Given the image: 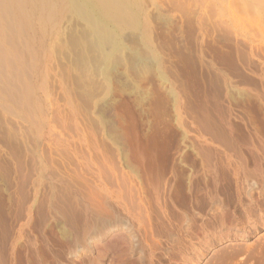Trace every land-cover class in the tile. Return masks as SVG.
Returning <instances> with one entry per match:
<instances>
[{
    "label": "bare ground",
    "instance_id": "1",
    "mask_svg": "<svg viewBox=\"0 0 264 264\" xmlns=\"http://www.w3.org/2000/svg\"><path fill=\"white\" fill-rule=\"evenodd\" d=\"M173 2L185 5L201 27L207 24L222 34L231 56L250 77L246 91L264 101V0ZM149 3L155 6L156 0ZM65 22H72L82 38L73 35L77 39L70 37L72 42H88L102 63L121 49L124 34L150 49L146 0H0V140L6 146L0 159L7 163L4 198L11 219L8 223L0 199V264L39 262L46 228L52 225L60 234L64 231L62 240L71 247L91 240L88 264H133L134 247L150 262L152 216L169 219L170 190L186 200L182 181L173 185L151 172L142 184L125 170L110 145L96 142L94 133L82 127L72 90L64 81L68 76L53 64ZM212 70L227 87L228 74ZM224 113L229 128V114ZM239 150L238 159L226 158L225 163L234 166L232 178L241 189L263 177V159L257 158L253 141L241 143ZM137 162L146 167L143 159ZM194 178L186 175V183ZM187 190L190 193V185ZM257 204L258 220L248 208L242 210L244 220L220 205L210 223L188 229V241L177 249L174 264H200L204 253L223 242L204 264H264L263 236L257 245L235 243L247 240L259 222L263 224L264 193ZM114 220L121 224L111 223Z\"/></svg>",
    "mask_w": 264,
    "mask_h": 264
},
{
    "label": "rangeland",
    "instance_id": "2",
    "mask_svg": "<svg viewBox=\"0 0 264 264\" xmlns=\"http://www.w3.org/2000/svg\"><path fill=\"white\" fill-rule=\"evenodd\" d=\"M146 6L150 49L133 35L124 34L121 49L102 63L88 42L74 44L75 39H82L80 33L72 22H65L62 46H57L53 64L64 78L68 76L64 81L72 90L82 127L94 133L96 142L110 145L122 158L125 170L142 184L151 172L173 185L182 181L186 200L182 202L181 196L170 190L171 200L166 205L170 220L152 216L151 261L139 248L130 253L133 264H174L177 249L188 241V229L200 222L210 223L220 205L240 219L245 218L242 210L248 208L259 219L257 203L264 193V101L246 91L250 77L231 56L217 29L207 24L201 27L185 5L173 0H156L155 6L146 0ZM211 68L228 74L227 87ZM225 110L229 128L223 122ZM250 141L258 146L257 158L263 159V163L259 161L263 177L240 189L232 178L234 166L227 167L225 161L238 159L240 144ZM0 150H6L1 140ZM138 159H143L146 167ZM6 164L0 159V199L8 213ZM186 175L195 177L191 184L186 183ZM6 216L10 223L9 213ZM178 218L179 223L175 222ZM114 221L111 223L121 224ZM261 223L251 238L235 243L257 245L264 237V221ZM52 226L46 228L40 261L31 264H88L87 258L93 255L91 240L71 247L62 240L64 231L60 234L57 225ZM129 234L125 230L128 239ZM224 244H214L206 253L201 249L204 258L200 264Z\"/></svg>",
    "mask_w": 264,
    "mask_h": 264
}]
</instances>
